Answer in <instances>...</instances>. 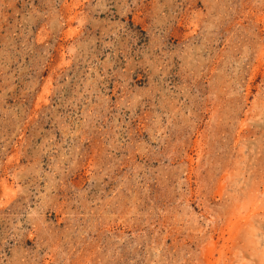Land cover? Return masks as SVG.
<instances>
[{"label":"rangeland","instance_id":"rangeland-1","mask_svg":"<svg viewBox=\"0 0 264 264\" xmlns=\"http://www.w3.org/2000/svg\"><path fill=\"white\" fill-rule=\"evenodd\" d=\"M0 264H264V0H0Z\"/></svg>","mask_w":264,"mask_h":264}]
</instances>
